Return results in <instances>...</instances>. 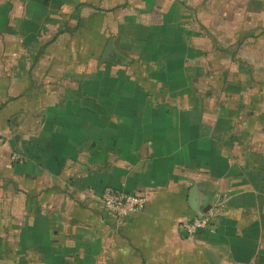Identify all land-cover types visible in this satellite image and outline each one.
Wrapping results in <instances>:
<instances>
[{
	"label": "crops",
	"instance_id": "crops-1",
	"mask_svg": "<svg viewBox=\"0 0 264 264\" xmlns=\"http://www.w3.org/2000/svg\"><path fill=\"white\" fill-rule=\"evenodd\" d=\"M179 3L0 0V264H264V73L224 66L263 58L264 37L253 53L249 41L233 49L236 37L186 36L178 14L164 22ZM56 4L111 23L98 42L141 44L132 67L144 63L146 86L129 77L108 97L100 70L59 89L63 101L41 100L37 84L56 71L9 51V27L39 23L40 11L50 20ZM107 188L144 194L146 207L116 219L99 203ZM213 205L223 213L212 228L181 231Z\"/></svg>",
	"mask_w": 264,
	"mask_h": 264
},
{
	"label": "rangeland",
	"instance_id": "rangeland-1",
	"mask_svg": "<svg viewBox=\"0 0 264 264\" xmlns=\"http://www.w3.org/2000/svg\"><path fill=\"white\" fill-rule=\"evenodd\" d=\"M179 1L182 2L179 4L183 5L182 12H178V9L173 8L174 10L172 9L171 12L166 13L168 19H165L164 22L172 23L174 20L177 23L176 15L178 14V23H188L191 27L188 31L190 34H186V36L206 38L210 35H216L218 37L222 36V39L227 41L236 37L239 45L236 41L235 44H232L233 49L240 46L242 40L243 42H250V44H247L248 51H254L253 53L257 50L262 51V45L260 42L258 43L257 38L264 37V0ZM61 7L62 5L58 4L52 7L54 11L51 13L53 17H50V20L45 11H40L38 12V16H41L39 23H24L23 27L21 26L22 23H19V27H17V23H12V26L9 27V51H20L32 55L30 56L32 58L28 61L30 65L34 59L38 60V57L45 56L44 69H48L50 62L53 65L50 72L55 73L56 71V75H53L51 80L48 79V76L41 77L40 84H37L39 80H34V83L39 85L38 96L41 100H50L48 97L51 95V97L54 96L63 101L66 94L60 93L59 89H62L64 85L80 83L83 80L81 76H84V79L87 77L92 78V75L100 70H104L103 83L107 87L105 92L108 97L112 93V87L122 86L128 81L129 77L131 79L133 77L142 88L146 86L148 76L145 73L144 63L140 64L142 68L137 73L133 71L135 61L137 60L138 63L139 58L146 55L145 50L140 48L141 44H132V41H130L131 44L128 41L121 42L119 35H116L118 38L113 41L114 38H112L111 33L105 43L103 41L98 42V37L104 31L103 25H111V23H103L102 19L100 21L97 13H90L88 18L82 20L80 13H76L75 9L72 12H65L60 11ZM86 19L92 23H86ZM159 22L156 21V23ZM124 25L126 30L121 35L129 34L130 31L133 32L132 29L134 28L131 25L127 26L128 23ZM17 36L23 38L22 43H17ZM133 41L137 42L136 40ZM5 46L2 45L3 50H5ZM218 51L224 52L219 48ZM129 52L134 58H124L128 56ZM195 54L200 55L202 53L195 51ZM224 64L225 68L239 67L243 75L247 76L264 73V57L250 61L226 60ZM140 65L137 66L140 68ZM121 67L124 70H118ZM86 68L91 74H85L82 71ZM67 69L72 70L73 76L65 74L68 71ZM117 70L120 71L115 75L118 78H114L112 75ZM68 73L71 74V72ZM62 75L63 77H61ZM243 75L240 76L242 79ZM253 81L256 82L254 79ZM50 85L53 87H50ZM49 90L53 91L50 93ZM52 101H55V99L52 98ZM6 226L16 227L12 221H7ZM3 255L4 253L1 252L0 260L3 259Z\"/></svg>",
	"mask_w": 264,
	"mask_h": 264
},
{
	"label": "built area",
	"instance_id": "built-area-1",
	"mask_svg": "<svg viewBox=\"0 0 264 264\" xmlns=\"http://www.w3.org/2000/svg\"><path fill=\"white\" fill-rule=\"evenodd\" d=\"M2 144L3 140L0 138V146ZM11 159L14 162L22 161V157L17 154H12ZM99 203L107 214L120 220L142 213L147 204V197L141 193L131 194L107 188L101 194ZM222 213L223 209L220 205L210 206L205 213H201L189 221L181 222L179 228L186 235L193 236L200 231L212 228L214 220Z\"/></svg>",
	"mask_w": 264,
	"mask_h": 264
},
{
	"label": "water",
	"instance_id": "water-1",
	"mask_svg": "<svg viewBox=\"0 0 264 264\" xmlns=\"http://www.w3.org/2000/svg\"><path fill=\"white\" fill-rule=\"evenodd\" d=\"M190 206L193 208L194 211L198 212V210H196V208L194 207V203L190 202ZM209 209V207L207 206L205 209V212Z\"/></svg>",
	"mask_w": 264,
	"mask_h": 264
}]
</instances>
